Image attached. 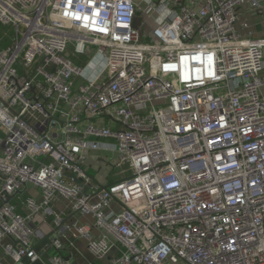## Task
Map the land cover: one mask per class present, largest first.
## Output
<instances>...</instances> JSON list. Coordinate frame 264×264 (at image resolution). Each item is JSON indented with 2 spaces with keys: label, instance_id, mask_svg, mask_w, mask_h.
Returning <instances> with one entry per match:
<instances>
[{
  "label": "built area",
  "instance_id": "2783aa9c",
  "mask_svg": "<svg viewBox=\"0 0 264 264\" xmlns=\"http://www.w3.org/2000/svg\"><path fill=\"white\" fill-rule=\"evenodd\" d=\"M251 18L264 0H0V264H264Z\"/></svg>",
  "mask_w": 264,
  "mask_h": 264
},
{
  "label": "rangeland",
  "instance_id": "374dc122",
  "mask_svg": "<svg viewBox=\"0 0 264 264\" xmlns=\"http://www.w3.org/2000/svg\"><path fill=\"white\" fill-rule=\"evenodd\" d=\"M144 16H145L144 12L140 11L138 13V16L136 19V24L142 30V32H144L145 34L148 33V35H150L152 33L153 28H154V24H152V22H146V19ZM146 24H147V26H145ZM151 41H152L151 39H147L146 42H151ZM71 51H73V47H70V52ZM111 156H112V154L106 153V152H101L100 154L95 153V154H92L90 156L89 163H91L93 160L102 159V160H105L107 163L113 165L115 162V158L111 159ZM85 169L87 170L88 174L91 177H94L98 181L100 180V182L103 184L113 182L116 179L115 173H114L112 168L105 169L104 175L99 174V172L95 169V167H93L91 165H88V166L85 165ZM115 171L119 172L118 169H116ZM36 221L38 223H40L38 217L36 218ZM172 263L173 264H185L184 262L176 261V259L173 260Z\"/></svg>",
  "mask_w": 264,
  "mask_h": 264
},
{
  "label": "crops",
  "instance_id": "0c3cea01",
  "mask_svg": "<svg viewBox=\"0 0 264 264\" xmlns=\"http://www.w3.org/2000/svg\"><path fill=\"white\" fill-rule=\"evenodd\" d=\"M250 21H251V24L254 27V29H256L257 31L261 30L259 34H262L261 33L262 30H264V19H261V18H251ZM262 92L264 94V88H263ZM94 162H96V160H93L92 161V163H93L92 165L95 167V169L99 172V174L104 175L105 174V169L102 167V165L101 164H98V163H94ZM44 230H45L46 233L51 232L50 231V228H49V225L46 226L44 228ZM77 244L79 245V247L81 248V250L85 252V249H86L85 248V246H86L85 242L84 241H78ZM2 255H3V252H2V250L0 248V256H2ZM91 260L94 262V260L92 258H91Z\"/></svg>",
  "mask_w": 264,
  "mask_h": 264
}]
</instances>
